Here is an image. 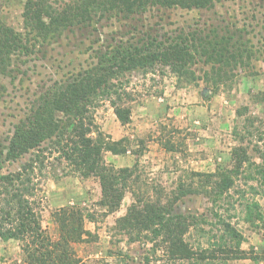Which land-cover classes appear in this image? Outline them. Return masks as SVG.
<instances>
[{
	"label": "trees",
	"instance_id": "trees-1",
	"mask_svg": "<svg viewBox=\"0 0 264 264\" xmlns=\"http://www.w3.org/2000/svg\"><path fill=\"white\" fill-rule=\"evenodd\" d=\"M221 0H72L63 6L52 0H27L24 22L37 42L56 40L65 30L87 25L95 16L113 12L130 18L153 7L211 8ZM31 39L0 18V75H10L14 56L34 50ZM254 51L241 30L214 27L180 30L165 39L148 36L103 54L96 65L78 73L64 84L56 83L40 95L31 113L18 122L5 156L0 151V239L21 242L23 259L17 264H80L75 245L93 234L85 228L81 209L62 207L53 213L57 238L43 228L36 209L35 163L3 173L4 163L15 161L50 140L54 148L82 176H95L101 185L100 204L118 210L127 192L132 202L116 220V228L133 242L148 245L142 264H229L236 259L264 263V250L242 249L244 235L234 219L258 224L264 221L259 197L264 199V90L252 94L262 104L260 115H248L247 105L237 109L242 126L233 135L231 164L214 171H192L188 182L158 195L136 190L135 167L107 164L104 152L126 151L121 141L107 140L94 116L98 102L107 99L126 124L131 120L128 102L132 95L120 81L135 69L167 67L180 84L200 78L193 66H210L202 79L212 94L236 76L238 68L251 66ZM170 150H175L173 144ZM41 164H44L41 161ZM187 194H199L211 202V217L198 212L179 213L176 203Z\"/></svg>",
	"mask_w": 264,
	"mask_h": 264
},
{
	"label": "rangeland",
	"instance_id": "rangeland-1",
	"mask_svg": "<svg viewBox=\"0 0 264 264\" xmlns=\"http://www.w3.org/2000/svg\"><path fill=\"white\" fill-rule=\"evenodd\" d=\"M27 0H0V18L23 36L31 39L34 50L29 55L14 56L10 75H0V151L5 156L15 126L25 119L40 97L56 83L67 82L93 67L99 58L129 43H139L148 36L165 39L181 29H200L208 33L219 29H240L254 51L251 66L238 68L228 84L212 94L202 79L209 65L193 66L200 77L190 84L178 83L169 68L127 72L117 83H124L132 95L128 102L131 120L117 118L107 99L94 109L95 121L105 138L121 141L126 151L104 152V160L117 168L135 167L139 184L134 187L155 195L173 191L181 181L188 182L192 171L211 172L218 165L231 164L232 149L238 144L235 126H242L237 109L247 105L248 115H260L262 104L252 97L264 90V0H221L211 8L153 7L127 18L113 12L95 16L87 25L65 30L56 40L37 42L24 22ZM63 6L72 0H52ZM173 144L175 150H170ZM52 141L42 143L15 161L4 163L3 173L20 170L35 163L36 209L43 228L57 238L53 213L62 207L81 209L85 228L93 235L75 245L80 264H142L148 245L133 242L116 228L132 202L127 192L118 210L100 204L102 192L95 176L78 173L52 148ZM41 161L44 164H41ZM264 210V199L259 197ZM211 202L199 194H187L175 205L179 213L198 212L211 217ZM244 235L242 249L264 250V221L258 224L234 219ZM23 259L21 242L0 239V264H17ZM179 263V262H178ZM177 262L174 264H178ZM172 264V263H171ZM186 264V263H185ZM229 264H253L250 259H236ZM264 264V263H262Z\"/></svg>",
	"mask_w": 264,
	"mask_h": 264
}]
</instances>
